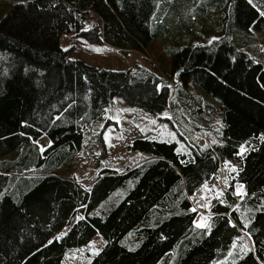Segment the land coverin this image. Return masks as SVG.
<instances>
[{"label": "trees", "instance_id": "trees-1", "mask_svg": "<svg viewBox=\"0 0 264 264\" xmlns=\"http://www.w3.org/2000/svg\"><path fill=\"white\" fill-rule=\"evenodd\" d=\"M91 14L97 21L80 30ZM71 24L123 53L150 50L158 38L166 79L155 67L71 59L51 32ZM263 55L264 0H0V264H61L96 234L105 244L89 264H212L228 254L223 264H264ZM114 96L151 114L170 108L182 121L213 99L222 128L212 147L181 136L188 152L136 138L131 148L147 157L85 185L73 176L75 151ZM226 160L236 165L227 191L206 211L208 226L195 227L189 196ZM114 191L121 199L94 214Z\"/></svg>", "mask_w": 264, "mask_h": 264}, {"label": "rangeland", "instance_id": "rangeland-1", "mask_svg": "<svg viewBox=\"0 0 264 264\" xmlns=\"http://www.w3.org/2000/svg\"><path fill=\"white\" fill-rule=\"evenodd\" d=\"M7 17L4 18V21ZM13 20L14 18L11 19V21ZM96 21L97 18L94 15H89L84 20L80 30L89 29ZM66 22L67 19L63 23ZM57 26L54 25L55 30L52 29L51 32H54L59 47L69 51L71 59L82 61L98 69L107 70H125L134 66H142L147 69L155 67L156 73L166 79L162 69L168 71V61L163 56L162 43L156 37L152 38L153 43L150 45V50L159 56L161 66L148 49L143 52L129 51L123 53L118 48L105 43L89 42L83 36L70 31V28L75 27L72 24L70 26L66 25L67 30L64 31H58L60 27L57 28ZM251 33L254 37L256 36V31ZM52 37L46 35L45 40L47 41ZM255 48L258 52L263 49L260 43H256ZM170 85L172 86L171 82ZM197 109L199 110L193 112L194 114L187 113L186 120L182 121L172 114L170 108L157 114H151L137 106L127 104L119 96H114L112 102L105 108L101 119L94 121L83 130L80 149L75 151L76 162L73 176L76 180L89 185L101 170L122 171L126 167L142 161L147 157V154L133 150L130 146L136 138H152L157 141L175 142L177 152H185L186 150L188 152L190 149L181 136L188 138L190 143H194L193 140L199 137L198 147L206 146L204 137L209 138L212 136L213 142L216 141L222 128L216 102L213 99L204 97ZM197 134L207 135L199 136ZM43 140H46L48 145L46 138H41L38 143L40 146L45 147ZM242 148H246V143L239 147V153H241ZM235 167L233 160H226L214 182L202 184L192 196H189L192 209L196 211L195 227H198L197 225L208 226L209 215L206 211L213 200L220 199L227 191V184L231 181ZM119 191H114L105 198L100 206L96 208L94 214L106 213L115 205L121 199V197H118ZM243 191L242 185L236 186L237 194L242 195ZM80 217V214H76L69 224L64 225L57 232L55 237L61 238L64 236ZM104 244L105 240L99 234H96L86 245L67 249L61 264H89ZM228 255L226 258L212 264H223L231 260L232 255Z\"/></svg>", "mask_w": 264, "mask_h": 264}, {"label": "bare ground", "instance_id": "bare-ground-1", "mask_svg": "<svg viewBox=\"0 0 264 264\" xmlns=\"http://www.w3.org/2000/svg\"><path fill=\"white\" fill-rule=\"evenodd\" d=\"M211 140H212V142H211V144H207V145H209L210 147H212V145H213V138H210ZM39 142V141H38ZM43 142H44V144H45V146H47V142H46V140H43ZM48 144H49V141H48Z\"/></svg>", "mask_w": 264, "mask_h": 264}, {"label": "built area", "instance_id": "built-area-1", "mask_svg": "<svg viewBox=\"0 0 264 264\" xmlns=\"http://www.w3.org/2000/svg\"><path fill=\"white\" fill-rule=\"evenodd\" d=\"M174 86V83H171ZM207 144H211L212 140L209 138H205L204 140Z\"/></svg>", "mask_w": 264, "mask_h": 264}, {"label": "snow or ice", "instance_id": "snow-or-ice-1", "mask_svg": "<svg viewBox=\"0 0 264 264\" xmlns=\"http://www.w3.org/2000/svg\"><path fill=\"white\" fill-rule=\"evenodd\" d=\"M250 2H251V0H250ZM243 151H244V149L242 148L241 149V153H243ZM198 227H202L203 225H197ZM57 239H59V237L57 238ZM49 243H51V241H49Z\"/></svg>", "mask_w": 264, "mask_h": 264}, {"label": "water", "instance_id": "water-1", "mask_svg": "<svg viewBox=\"0 0 264 264\" xmlns=\"http://www.w3.org/2000/svg\"><path fill=\"white\" fill-rule=\"evenodd\" d=\"M37 144H38V142H37ZM45 147H46V146H45ZM45 147H44V148H45ZM44 148H42V149H44Z\"/></svg>", "mask_w": 264, "mask_h": 264}, {"label": "crops", "instance_id": "crops-1", "mask_svg": "<svg viewBox=\"0 0 264 264\" xmlns=\"http://www.w3.org/2000/svg\"><path fill=\"white\" fill-rule=\"evenodd\" d=\"M42 148H43V147L41 146V150H42Z\"/></svg>", "mask_w": 264, "mask_h": 264}]
</instances>
